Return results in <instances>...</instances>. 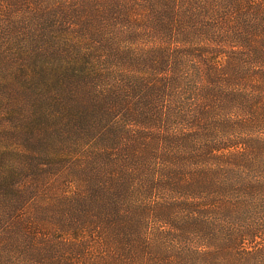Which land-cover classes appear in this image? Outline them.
Here are the masks:
<instances>
[{"label":"trees","instance_id":"16d2710c","mask_svg":"<svg viewBox=\"0 0 264 264\" xmlns=\"http://www.w3.org/2000/svg\"><path fill=\"white\" fill-rule=\"evenodd\" d=\"M0 264H264V0H0Z\"/></svg>","mask_w":264,"mask_h":264},{"label":"rangeland","instance_id":"374dc122","mask_svg":"<svg viewBox=\"0 0 264 264\" xmlns=\"http://www.w3.org/2000/svg\"><path fill=\"white\" fill-rule=\"evenodd\" d=\"M14 81H15V83H16V82H17V79H15ZM55 178H57V176H55ZM57 179H58V178H57ZM5 237H6L7 241H9V237H8L7 235H5Z\"/></svg>","mask_w":264,"mask_h":264}]
</instances>
